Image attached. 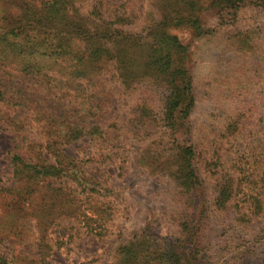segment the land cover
Instances as JSON below:
<instances>
[{
    "label": "trees",
    "instance_id": "1",
    "mask_svg": "<svg viewBox=\"0 0 264 264\" xmlns=\"http://www.w3.org/2000/svg\"><path fill=\"white\" fill-rule=\"evenodd\" d=\"M136 4L0 0V129L11 136L5 157L12 170L0 188V264H52L55 228L75 233L57 239V247L83 234L102 239L108 233L112 187L94 165L119 149L122 127L109 88L117 80L138 100L129 124L132 138L146 148L142 159L167 170L181 200L172 220L176 232H137L121 247L118 264H211V225L194 201L204 183L191 137L196 96L189 49L172 30L185 27L201 39L216 30L207 17L231 26L247 7L264 11V0H158L153 25L141 29ZM230 37L238 54L254 53L248 33ZM231 121L228 136L245 133L248 145L264 153V88ZM74 145L83 156L68 152ZM94 148L105 155H91ZM215 156L209 167L219 164ZM237 179L227 173L218 181V209L234 197ZM251 198L252 210L263 214L264 186ZM231 238L226 249L234 253L239 240ZM226 264L244 263L235 252Z\"/></svg>",
    "mask_w": 264,
    "mask_h": 264
},
{
    "label": "rangeland",
    "instance_id": "2",
    "mask_svg": "<svg viewBox=\"0 0 264 264\" xmlns=\"http://www.w3.org/2000/svg\"><path fill=\"white\" fill-rule=\"evenodd\" d=\"M157 1L137 0L141 17L137 28L153 25L151 17ZM206 22L208 28L216 30L204 38L195 39L192 31L185 27L172 30V34L189 49L188 68L196 96L191 137L198 145L196 167L204 183L194 195V201L199 211L206 213L211 225L206 231L212 243L208 262L230 263L236 252L240 263L264 264V246H261L264 243V213H255L251 208V196L264 186L261 181L264 153L248 145L245 133L235 138L226 133L238 109L247 106L264 88V11L247 7L231 26H219L214 17H207ZM237 33L249 34L255 48L253 54L237 53L230 42V36ZM109 88L114 91L113 115L122 127L121 138L119 149L106 153L112 158L95 164L94 171L112 187L108 199L114 201L113 219L104 238L83 234L78 240H71L70 246L59 244L57 247V239L70 240L74 231L69 227L71 231H65V227L53 229L52 264H118L121 247L137 232L148 228L160 237L176 232L172 220L181 200L175 184L167 176V170H156L145 164L142 154L146 148L132 138L129 122L137 97L128 93L118 80ZM10 138L0 129V188L9 183L12 171L5 157L11 147ZM78 146L74 145L68 152L83 156L76 150ZM89 153L105 155L98 148ZM215 154L220 162L209 167L210 161L218 159ZM227 173L241 179H237V191L226 208L218 209L215 206L216 186ZM243 175H248L249 179H242ZM232 236L239 240L234 253L226 249Z\"/></svg>",
    "mask_w": 264,
    "mask_h": 264
}]
</instances>
